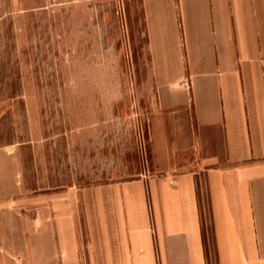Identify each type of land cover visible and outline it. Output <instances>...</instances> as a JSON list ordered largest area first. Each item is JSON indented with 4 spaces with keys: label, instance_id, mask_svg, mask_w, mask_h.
I'll return each mask as SVG.
<instances>
[{
    "label": "crops",
    "instance_id": "crops-1",
    "mask_svg": "<svg viewBox=\"0 0 264 264\" xmlns=\"http://www.w3.org/2000/svg\"><path fill=\"white\" fill-rule=\"evenodd\" d=\"M142 6L158 102L194 168L34 197L32 225L24 201L0 206V264H264V0ZM9 158L0 205L19 196Z\"/></svg>",
    "mask_w": 264,
    "mask_h": 264
},
{
    "label": "rangeland",
    "instance_id": "rangeland-1",
    "mask_svg": "<svg viewBox=\"0 0 264 264\" xmlns=\"http://www.w3.org/2000/svg\"><path fill=\"white\" fill-rule=\"evenodd\" d=\"M176 121L158 102L142 0H0V149L21 168L0 206L24 201L26 225L34 197L192 170Z\"/></svg>",
    "mask_w": 264,
    "mask_h": 264
},
{
    "label": "built area",
    "instance_id": "built-area-1",
    "mask_svg": "<svg viewBox=\"0 0 264 264\" xmlns=\"http://www.w3.org/2000/svg\"><path fill=\"white\" fill-rule=\"evenodd\" d=\"M182 86H184V87H188V82H183V83H182Z\"/></svg>",
    "mask_w": 264,
    "mask_h": 264
}]
</instances>
